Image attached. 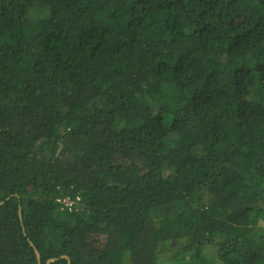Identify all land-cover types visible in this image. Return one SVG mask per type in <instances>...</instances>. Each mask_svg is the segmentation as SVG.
I'll list each match as a JSON object with an SVG mask.
<instances>
[{"label":"trees","instance_id":"obj_1","mask_svg":"<svg viewBox=\"0 0 264 264\" xmlns=\"http://www.w3.org/2000/svg\"><path fill=\"white\" fill-rule=\"evenodd\" d=\"M35 249L264 264V0H0V264Z\"/></svg>","mask_w":264,"mask_h":264},{"label":"water","instance_id":"obj_2","mask_svg":"<svg viewBox=\"0 0 264 264\" xmlns=\"http://www.w3.org/2000/svg\"><path fill=\"white\" fill-rule=\"evenodd\" d=\"M35 253L38 257L39 264H41V254L39 253V251L37 249H35ZM62 259H66L68 261V264H72V261L68 256H64V257H62ZM56 261H58V259H52V260L48 261L47 264H51V263L56 262Z\"/></svg>","mask_w":264,"mask_h":264},{"label":"built area","instance_id":"obj_3","mask_svg":"<svg viewBox=\"0 0 264 264\" xmlns=\"http://www.w3.org/2000/svg\"><path fill=\"white\" fill-rule=\"evenodd\" d=\"M70 200L69 199H66V200H58V201H59V203H61L62 205H64V207L69 208L70 209L69 211H72L71 208H72V205L74 203L72 202V200L71 201Z\"/></svg>","mask_w":264,"mask_h":264},{"label":"rangeland","instance_id":"obj_4","mask_svg":"<svg viewBox=\"0 0 264 264\" xmlns=\"http://www.w3.org/2000/svg\"><path fill=\"white\" fill-rule=\"evenodd\" d=\"M62 152H63V151L60 152L61 155H63Z\"/></svg>","mask_w":264,"mask_h":264}]
</instances>
